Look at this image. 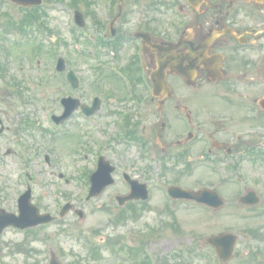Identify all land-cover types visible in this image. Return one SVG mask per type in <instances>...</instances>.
I'll list each match as a JSON object with an SVG mask.
<instances>
[{
    "label": "rangeland",
    "instance_id": "rangeland-1",
    "mask_svg": "<svg viewBox=\"0 0 264 264\" xmlns=\"http://www.w3.org/2000/svg\"><path fill=\"white\" fill-rule=\"evenodd\" d=\"M128 1L130 0H123L122 3L120 24L124 25V28L130 26L141 8H136L133 4H128L125 7V3L127 4ZM142 1L145 0H138L136 3ZM152 1L155 0H146V4ZM69 5H76L83 12L86 22L84 30L93 34L98 17L104 18L103 0H44L35 10H30L35 15L38 13L39 20L28 28L22 43L16 44L14 32L10 33L5 22H10V18L16 22L19 19H24L25 16H29L30 12L27 10L31 7L20 10L16 5L0 0V66L5 68V72L0 75L2 116L10 123H15L14 127L22 126L24 117L26 120L35 121V126L31 125L27 129L26 136L0 137V145H3V152H0V198L11 193V179L21 173V169H17L12 162L13 157L16 156L26 163L29 162L30 172L36 180L42 179L48 183L45 190L57 197H59L58 192L63 191L64 196L67 194L77 207L83 209L85 218L82 223H77L72 216L74 214H70L71 216L62 220L60 224L53 223L46 228L40 227L39 230H32L35 232V236L29 235L30 230L22 232L7 228L0 236V264H47L50 248L55 250L59 260L64 264H120L121 259H118L119 262H117L113 258L119 253L114 252L113 248L107 245L98 251V256L95 255L96 252L92 255V246L86 242V239L84 240L83 237L74 239V236L66 235V231L71 228H78L86 232H90L92 228L97 229L98 233L94 234L105 238L120 237L123 233L127 234L132 231V239L136 242L137 248L131 253L136 255H139V248L140 253L143 254L142 243L139 242V239L145 241L143 236H146L147 240L152 239L150 248L156 255L158 264H213L209 258L189 252L194 246L200 245L202 238L210 234L219 231H232L239 235V240L233 258L225 264H264V215L255 211L242 210L236 205H232L230 203L231 196H227L223 193V189L219 188L227 203L215 213L208 210L192 209L181 201L176 202L177 204L174 205L171 212H167V210L158 212L157 208L162 209L164 198L154 185L157 184L158 179L163 182L175 179V171L169 169L168 172L159 176L160 169L158 170L157 167L146 170L147 165L141 166L136 159L134 149L127 146L118 144L113 149L107 148V152L113 162L127 165L126 169H120L121 171L126 170L132 176L148 183L149 201L143 205L139 202L135 204L142 211L140 217L137 220L126 217L118 223H112V219L118 215L122 208L117 205L114 196L127 192V185L121 184L119 181L107 188L101 196L93 198V206L83 202L81 199L83 195H79L82 192L79 190V186L71 180V177L77 176L75 168L77 165L82 164L85 169L92 170V156L89 154L86 160L83 158V161L79 157V150L88 144L87 135L97 136L98 133L84 122L79 114H75L67 122V126L73 133H67L69 137L67 135L65 137L68 138H61L64 132L53 134L52 131H47L48 124L43 115L49 110L60 111L56 100L57 95L67 93L69 89L66 84L61 85L58 75L48 78L46 73L52 66L53 60L58 55L63 56L67 60V66L74 67L82 77L80 90L78 89L73 96L88 104L93 95L98 94L95 93L97 88L94 89L92 85L97 81L100 83L102 80H109L97 77L94 69L97 62L85 51V56L77 53L75 42L78 43L77 48L81 50L89 47L92 51L94 48L87 45L82 38L75 39L78 35L70 23L71 9L68 8ZM6 11L9 13V17L3 14ZM114 11H118V5ZM50 35L57 39L52 46L49 43ZM37 43L41 45L42 51L36 50L39 47L33 51ZM49 49L57 50L53 53L54 58L51 54L44 55V52H49ZM32 53L36 57H31ZM15 83L20 86L17 88ZM19 88L21 92L18 91ZM22 99H26L27 103L22 104ZM213 100L220 101L214 96L208 98L209 103ZM107 109L110 107H103L97 111L99 116L103 115L106 118L104 110ZM19 119L20 121H18ZM6 147L13 150L12 154L6 155L4 152ZM118 150L122 156L120 159L115 154V151L118 152ZM45 152L52 160L49 165L45 161ZM143 163H148V161L144 160ZM144 169L146 172L141 173ZM178 169L180 170V168ZM218 169L222 171L220 165ZM56 172L62 173L63 179H59ZM119 174V168H116V177ZM234 174L244 177L246 185L253 187L264 199V161H245ZM218 175L217 172L205 167H197L193 168L187 176L184 175L183 178L180 176L176 180H179L177 183L181 186L198 188L215 185L213 183L219 181ZM65 178L68 179L67 183L64 182ZM228 188L232 192L236 190L235 185L228 184ZM60 199H64V197ZM127 211V208L123 209V212L127 213ZM256 226L261 228L260 230L256 229V235L248 234L247 230L256 228ZM153 228L162 229L152 232ZM18 244L21 246L20 250L17 249ZM122 254L125 258V261L122 260L124 264L139 262L138 258L130 259L125 257L126 253ZM249 256L254 259H249Z\"/></svg>",
    "mask_w": 264,
    "mask_h": 264
},
{
    "label": "flooded vegetation",
    "instance_id": "flooded-vegetation-1",
    "mask_svg": "<svg viewBox=\"0 0 264 264\" xmlns=\"http://www.w3.org/2000/svg\"><path fill=\"white\" fill-rule=\"evenodd\" d=\"M137 1L125 3L141 7L127 28L119 20L110 37L111 26L96 27L97 37H110L107 46L133 80L134 96L119 99L129 109L123 116L129 131L155 152L148 144L152 139L165 163L187 168L220 163L225 173L218 185L230 203L256 212L264 205L258 192L243 183L232 192L228 184L232 169L264 151V0ZM165 62L171 67L162 66ZM160 71L170 88L142 96L152 89L150 74ZM212 96L220 101L209 103ZM235 179L242 182L241 176ZM19 186L12 178L0 209L14 213ZM254 195L260 196L256 206ZM32 202L41 213L59 209L45 194Z\"/></svg>",
    "mask_w": 264,
    "mask_h": 264
},
{
    "label": "water",
    "instance_id": "water-1",
    "mask_svg": "<svg viewBox=\"0 0 264 264\" xmlns=\"http://www.w3.org/2000/svg\"><path fill=\"white\" fill-rule=\"evenodd\" d=\"M17 3L21 4H34L38 3L40 0H13ZM154 80V78H153ZM156 84V80L153 81ZM235 237L231 234H220L218 236H214L209 239V241L214 244L219 252V255L221 256L222 259H225L229 256L230 251L232 250L233 243H234ZM220 245H225L223 252L219 249ZM51 264H58L54 259L51 261Z\"/></svg>",
    "mask_w": 264,
    "mask_h": 264
}]
</instances>
